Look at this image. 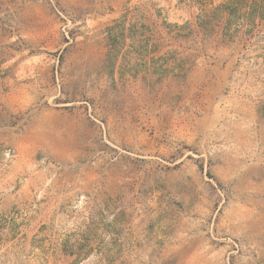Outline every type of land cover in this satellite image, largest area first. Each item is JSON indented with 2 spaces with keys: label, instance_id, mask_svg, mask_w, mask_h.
Segmentation results:
<instances>
[{
  "label": "rangeland",
  "instance_id": "374dc122",
  "mask_svg": "<svg viewBox=\"0 0 264 264\" xmlns=\"http://www.w3.org/2000/svg\"><path fill=\"white\" fill-rule=\"evenodd\" d=\"M224 2L0 0V264H264V0Z\"/></svg>",
  "mask_w": 264,
  "mask_h": 264
},
{
  "label": "trees",
  "instance_id": "16d2710c",
  "mask_svg": "<svg viewBox=\"0 0 264 264\" xmlns=\"http://www.w3.org/2000/svg\"><path fill=\"white\" fill-rule=\"evenodd\" d=\"M241 0H227V2L221 3L217 5L210 13L208 14H202L199 17L200 24L203 28L206 27L208 22L211 21H217L222 15H225L226 13L229 14V16L226 19V26L225 29L228 30V27L232 26L235 24V21L239 19V7L237 3L235 2H240ZM250 11L249 13L245 16V19L247 20V25L250 27L254 26V22L256 18H262L263 15H261L259 11L258 4L253 3L249 5ZM264 8V6H263ZM261 10V9H260ZM225 32L227 33L228 31Z\"/></svg>",
  "mask_w": 264,
  "mask_h": 264
}]
</instances>
